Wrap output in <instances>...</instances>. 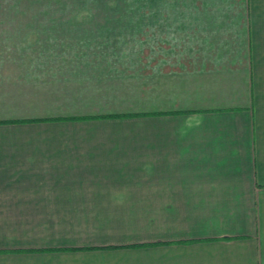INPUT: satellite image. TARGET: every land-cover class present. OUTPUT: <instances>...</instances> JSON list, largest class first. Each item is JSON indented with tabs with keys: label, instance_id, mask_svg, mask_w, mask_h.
<instances>
[{
	"label": "crops",
	"instance_id": "0c3cea01",
	"mask_svg": "<svg viewBox=\"0 0 264 264\" xmlns=\"http://www.w3.org/2000/svg\"><path fill=\"white\" fill-rule=\"evenodd\" d=\"M0 264H264V0H0Z\"/></svg>",
	"mask_w": 264,
	"mask_h": 264
}]
</instances>
